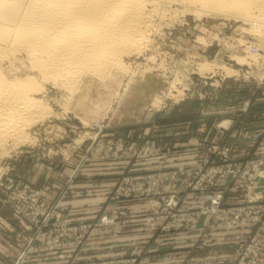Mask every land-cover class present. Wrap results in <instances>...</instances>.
<instances>
[{
	"label": "rangeland",
	"instance_id": "rangeland-1",
	"mask_svg": "<svg viewBox=\"0 0 264 264\" xmlns=\"http://www.w3.org/2000/svg\"><path fill=\"white\" fill-rule=\"evenodd\" d=\"M189 7L154 18L122 72L82 73L73 96L42 82L21 53L0 61L10 79L28 73L42 83L36 98L48 107L24 140L0 152V237L17 246L12 264H149L143 254L81 257L92 232L120 233L131 220L128 208L100 207L93 217L82 207L67 217L74 182L88 192L105 180L114 186L106 205L157 200L145 230L186 233L202 221L201 235L249 231L226 264H264V242L254 238L264 222V156L249 151L252 132L264 130V11L244 19ZM172 184L181 192L157 189ZM171 201L184 222L173 220ZM238 211L245 224H236ZM104 217L113 223L102 225Z\"/></svg>",
	"mask_w": 264,
	"mask_h": 264
},
{
	"label": "bare ground",
	"instance_id": "bare-ground-1",
	"mask_svg": "<svg viewBox=\"0 0 264 264\" xmlns=\"http://www.w3.org/2000/svg\"><path fill=\"white\" fill-rule=\"evenodd\" d=\"M176 4L244 19L264 11V0H0V61L21 53L42 82L72 95L82 73L122 72L123 57L139 54L154 18ZM5 73L0 67V152L24 140L48 108L36 98L44 87L34 76Z\"/></svg>",
	"mask_w": 264,
	"mask_h": 264
},
{
	"label": "crops",
	"instance_id": "crops-1",
	"mask_svg": "<svg viewBox=\"0 0 264 264\" xmlns=\"http://www.w3.org/2000/svg\"><path fill=\"white\" fill-rule=\"evenodd\" d=\"M257 133L259 135H256ZM252 134L255 137L250 140V143L255 142V145L253 144L255 148L249 150L250 154L264 156V130L261 129L252 132ZM174 165H177V163H174ZM106 178L108 179V177ZM110 182V180H105L103 185H98L93 181V185L88 186L89 191L87 192L82 191L81 187L78 186L80 183L78 184L76 181L70 187L69 194L63 201L64 209L68 213L67 217L72 218L76 214L79 215L80 212L76 213L75 211H80L82 207L93 211L90 212V216L93 215V217L100 207H105L103 209L105 214H109L110 210L128 208L126 212L131 220L121 228L122 232L114 233L110 228L92 232L88 247L80 252V254L82 253L81 257L85 259H119L143 254L149 264H226L228 259L235 257L236 247L242 236L250 234L249 231L247 233L243 231L239 233L215 232L209 235H201L199 226L202 225V221H198L194 224L192 230L186 233L163 235L156 231H147L143 228L145 222L142 218L149 212L150 206L155 205L157 200L152 198L137 202L106 205L108 193L114 187L107 184ZM170 186H161L157 189L161 191L167 189L168 192L175 194L181 192V187L178 184ZM110 187L112 189H109ZM85 193L89 196L82 197L85 198L83 200L79 195H86ZM47 196L46 198H48ZM186 202L188 203V201ZM27 230L29 232V229ZM255 231L254 238L264 242V222ZM226 242L228 245H226ZM17 252V246L13 240L6 241L0 237V264H12Z\"/></svg>",
	"mask_w": 264,
	"mask_h": 264
},
{
	"label": "built area",
	"instance_id": "built-area-1",
	"mask_svg": "<svg viewBox=\"0 0 264 264\" xmlns=\"http://www.w3.org/2000/svg\"><path fill=\"white\" fill-rule=\"evenodd\" d=\"M258 166H259V165L255 164V165H254V168L257 169ZM236 173H239V172H236ZM254 173H255V172H254ZM243 175H246V174H243ZM246 176H247V175H246ZM250 179H253V177H252L251 175H250ZM214 204H215L216 207L214 208L213 211H215V209H216V212H218V209L220 208V204H221V203H220V201H216V202H214ZM169 207H170L171 211L173 212V213H172V218H173V220H175V219L177 218V221L180 222V223H182V222L185 221L184 217L179 216V215H175V213H174V211H175L176 208L178 207V205H177L176 202L171 201ZM240 216H241L240 211H238V212L235 213V220L237 221L236 224H237V223L245 224L246 220L240 219ZM260 218H261V217L258 218L257 216H255V217H253V218L251 219V221L254 222V223H256L257 219L260 220ZM112 223H113V220H110V219L107 218V217H104V218L101 219V224H102V225H110V224H112ZM172 226H173V225H172Z\"/></svg>",
	"mask_w": 264,
	"mask_h": 264
}]
</instances>
